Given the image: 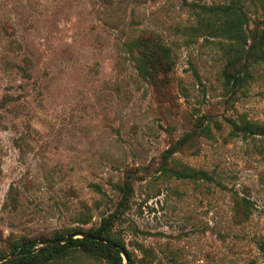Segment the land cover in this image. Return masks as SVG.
Wrapping results in <instances>:
<instances>
[{"label": "rangeland", "instance_id": "1", "mask_svg": "<svg viewBox=\"0 0 264 264\" xmlns=\"http://www.w3.org/2000/svg\"><path fill=\"white\" fill-rule=\"evenodd\" d=\"M230 1L0 0L5 259L24 240L95 228L121 198L114 184L128 180L132 193L111 237L135 264H264V134L231 125H264V61L233 92L221 76L229 41L191 34L204 15L197 4ZM241 2L247 33L264 12L256 0ZM147 32L161 36L173 60L154 82L128 50ZM199 122L210 134L178 146ZM186 166L226 188L164 169ZM47 264L109 263L69 249Z\"/></svg>", "mask_w": 264, "mask_h": 264}, {"label": "trees", "instance_id": "2", "mask_svg": "<svg viewBox=\"0 0 264 264\" xmlns=\"http://www.w3.org/2000/svg\"><path fill=\"white\" fill-rule=\"evenodd\" d=\"M256 1L260 5V10L264 12V0ZM196 6L201 9L204 15L198 20V25L191 28V34L211 36L219 34L229 41L228 54L221 70L223 85L233 92L244 88L248 78L252 76L250 66L258 61H264V18H260L261 20H258L246 33L250 19L241 0H231L228 3L211 5L197 4ZM128 50L135 60V66L139 74L142 77L150 78L153 82L159 72L165 74L173 65L171 48L162 42L159 34L147 32L138 36L128 43ZM231 125L234 132L243 135L264 134V125L250 120L243 119L240 123L231 121ZM194 127L177 140L176 144L178 146L182 147L189 144L196 134L209 135L211 132L210 127L201 122ZM174 151L170 149L167 150V153L169 154ZM164 169L177 179L213 181L221 188H226L220 181L214 180V177L203 169L196 170L189 166L183 168L164 167ZM93 186L98 191L102 190L97 184ZM114 187L121 197L115 210L107 216L102 217L100 224L95 228L89 230L73 229L69 233L84 232L113 243L124 250L127 258L126 264H135L131 253L123 242L111 237V226L114 220L119 217V212L128 204L132 193V186L126 180L122 183H115ZM241 200L243 201V206L246 208L251 206L248 199L241 198ZM63 237V234H58L48 240H24L20 243L19 247H15L18 248V251L13 250L8 254L9 258L5 259L7 255L0 254V264H47L66 256L69 249H81L86 253L107 260L109 264H123L119 251L88 237L71 238L67 242L58 245L39 246V244Z\"/></svg>", "mask_w": 264, "mask_h": 264}, {"label": "water", "instance_id": "3", "mask_svg": "<svg viewBox=\"0 0 264 264\" xmlns=\"http://www.w3.org/2000/svg\"><path fill=\"white\" fill-rule=\"evenodd\" d=\"M80 235V237H88L90 239H94L96 241H99V242H102L104 244H106L107 246L113 248V249H116L117 251H119L121 253V255H123V257L125 258V261L127 262V258L124 254V250L122 248H120L119 246L113 244V243H110L108 241H104L102 240L101 238L99 237H95V236H92L88 233H84V232H80V233H76V234H69L61 239H58V240H54V241H50V242H47V243H43L42 246L44 245H58V244H61V243H65L67 242L68 240H70L71 238H75V235ZM125 262V264H126Z\"/></svg>", "mask_w": 264, "mask_h": 264}]
</instances>
